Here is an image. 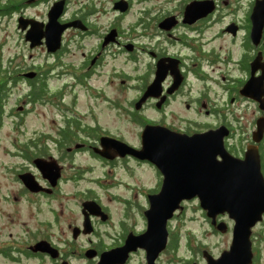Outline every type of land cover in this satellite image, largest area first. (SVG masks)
<instances>
[{
  "label": "flooded vegetation",
  "instance_id": "af4514ba",
  "mask_svg": "<svg viewBox=\"0 0 264 264\" xmlns=\"http://www.w3.org/2000/svg\"><path fill=\"white\" fill-rule=\"evenodd\" d=\"M202 1L159 6L150 19L143 8L129 16L132 0H0V30L17 32L27 55L42 60L40 70L23 52L8 57L0 89L27 82L29 100L39 90L53 108L46 129L2 148L11 159L0 168V264H264L256 230L264 211L234 250L236 218L210 213L197 196L181 198L156 227V193L218 192L224 181L210 175L246 176L257 164L264 178V94L243 91L250 77L264 82L259 0H212L211 11L186 14ZM80 92L92 97L86 110L75 106ZM113 116L121 128L101 118ZM146 125L156 127V145L135 152ZM219 127L222 145L221 131L201 147L187 140ZM190 150L205 159L200 180ZM237 181L227 186H255ZM193 200L205 224L199 235L187 225Z\"/></svg>",
  "mask_w": 264,
  "mask_h": 264
},
{
  "label": "water",
  "instance_id": "95a60500",
  "mask_svg": "<svg viewBox=\"0 0 264 264\" xmlns=\"http://www.w3.org/2000/svg\"><path fill=\"white\" fill-rule=\"evenodd\" d=\"M212 0L208 1H202L198 3L190 2L187 5L186 14L189 16H197L204 14L208 11H211L213 8ZM256 11V18L260 20V24L263 22L264 18V0H259L258 4L254 8ZM203 11V12H202ZM201 12V13H200ZM259 24V25H260ZM153 85H151L152 87ZM243 91L245 93H250L253 95H256L258 100H261L260 96L264 94V82L262 80V76L259 77V79L254 80V78H248L243 86ZM263 122L262 118L259 120V129H262ZM156 128L155 126L151 127V125H146L143 132V147L142 149H135V152L138 153H147L151 150H149V147L151 149H154V145H156V133H150L151 131H154ZM219 131H221L219 136V143L222 145V129L219 127L218 129H212L207 132H201V133H194L187 137L189 144H192L193 146L198 145L201 147L202 143L204 142V139L208 135L211 138H213ZM145 133V134H144ZM124 144V143H122ZM122 146V145H121ZM190 153H194L189 159L197 163L198 165V173L194 174V178L201 179L202 175L204 174L202 164L205 161V159L201 156V151H194L190 150ZM250 148L246 151L248 158L250 156ZM153 153V152H152ZM197 153V154H196ZM208 162H212V157H208ZM258 161V160H257ZM235 173V174H234ZM241 173V172H240ZM248 175L244 176L241 174H237L239 177L247 178V185H255L252 190L247 191H235L231 190L227 185L229 181H232L233 185L238 186V181L236 176V171L227 172L224 171L222 175L219 173H215L210 175V177H217L218 179L221 178V180L224 181V187L216 192V191H208L203 192L201 190H195V191H187V192H160L156 193V227L158 226H165V219L168 217L171 213V211L177 207V203L181 198L184 197H193L197 196L200 200V205L204 206L206 205L210 213L214 214L218 211L228 210L230 215L236 218V223L233 228V244L231 246V249H238L239 247H242L243 243H246L248 241V233L250 231V226H252L255 221H257L261 217V213L264 211V178L259 170V166L257 164L256 171L252 170V172L247 173ZM228 175H231L229 177ZM227 182V183H226ZM223 185V184H221ZM241 185V184H240ZM217 196V197H216ZM170 201L171 203L167 206H164L165 201ZM153 206V201L151 203V207ZM165 208L167 210V213L162 216L161 220L159 221L160 216V210ZM152 210V209H151ZM158 239V241H157ZM165 243V233L160 237L156 238V255L158 254V251L164 246ZM230 249V250H231Z\"/></svg>",
  "mask_w": 264,
  "mask_h": 264
},
{
  "label": "rangeland",
  "instance_id": "374dc122",
  "mask_svg": "<svg viewBox=\"0 0 264 264\" xmlns=\"http://www.w3.org/2000/svg\"><path fill=\"white\" fill-rule=\"evenodd\" d=\"M176 1L177 0H132V12L129 16L134 15L133 12L143 8L147 10L148 13H151V19V17H153V14L156 12L157 7L160 6L161 9H169L173 7ZM106 7L108 9H111L110 4L108 2ZM122 24L126 25L127 23L122 22ZM215 25H217V23ZM0 40H3V45L0 46V56H2L0 63V80L6 79L4 73L7 71L5 69L6 67L11 66L7 65L6 59L10 56L14 58L17 52H23L25 63L34 62L36 66H33L37 67L40 70L42 69L41 58L38 56L29 57L27 55V51L22 48L23 43L17 35V32L10 30L8 33H6L0 30ZM139 40L147 41L148 39L145 37H139ZM19 56L20 55H18V57ZM114 61H118V58ZM13 73L14 72L11 70L10 74L12 75ZM8 84L9 86L7 88V91L5 92L4 104L0 115V168L3 167L2 161H8L11 159V157L7 156L3 152V146L6 145L10 147L13 140L17 141L19 139L34 136L36 134L35 132H39L42 129H46V121L50 120L53 110L52 107L48 108V106L45 105V103L43 102L44 94H41L39 90L35 93V98L29 100L30 89L27 85V82H8ZM72 96V93H69L68 95H65L64 100L66 102L71 103ZM210 97L212 99L220 98L219 95L216 94V92H214V90L211 88ZM88 101H92V97H87L85 99L84 95L80 92L75 102L77 110H86V104H88ZM239 105L243 106L246 105V103L242 101L239 103ZM109 112L110 114H115L114 111L109 110ZM101 118L102 121L104 120L111 123L110 126L112 128H114L113 126L121 128L123 125L122 122L118 121L115 118V116L110 119H103V117ZM86 119L90 120L88 116H86ZM122 120H125V118L123 117ZM191 215L192 221L187 223V225L189 224L191 226L193 233L199 235L203 232L205 224L202 218V213L199 209V205L196 203V200L191 201L186 211L187 218ZM256 230L258 232H264V224L262 223L257 226Z\"/></svg>",
  "mask_w": 264,
  "mask_h": 264
},
{
  "label": "trees",
  "instance_id": "16d2710c",
  "mask_svg": "<svg viewBox=\"0 0 264 264\" xmlns=\"http://www.w3.org/2000/svg\"><path fill=\"white\" fill-rule=\"evenodd\" d=\"M4 96H5L4 91L2 89H0V115L2 112L3 104H4Z\"/></svg>",
  "mask_w": 264,
  "mask_h": 264
}]
</instances>
